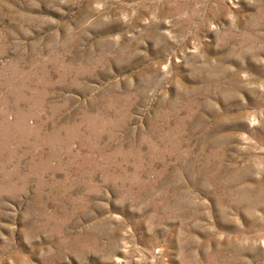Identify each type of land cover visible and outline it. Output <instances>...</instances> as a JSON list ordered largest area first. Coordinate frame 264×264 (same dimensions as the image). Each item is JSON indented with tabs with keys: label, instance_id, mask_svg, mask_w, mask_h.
I'll return each instance as SVG.
<instances>
[{
	"label": "rangeland",
	"instance_id": "1",
	"mask_svg": "<svg viewBox=\"0 0 264 264\" xmlns=\"http://www.w3.org/2000/svg\"><path fill=\"white\" fill-rule=\"evenodd\" d=\"M0 264H264V0H0Z\"/></svg>",
	"mask_w": 264,
	"mask_h": 264
}]
</instances>
